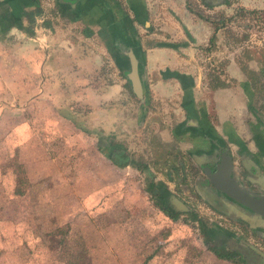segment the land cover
<instances>
[{
	"label": "crops",
	"instance_id": "1",
	"mask_svg": "<svg viewBox=\"0 0 264 264\" xmlns=\"http://www.w3.org/2000/svg\"><path fill=\"white\" fill-rule=\"evenodd\" d=\"M237 6L264 11V0H0V53L6 54L11 72L7 85L22 88L11 100L23 118L14 128L23 132L27 182L45 175L42 169L53 159L48 152L52 149L58 154L51 179L70 183L59 198L74 205L69 216L89 215L93 211L86 209L102 200L106 204L115 191L126 199L133 174L147 182L132 197L154 199L168 215L189 209L184 198H190L189 186L204 202L197 193L206 191L204 167L226 151L234 170L239 160L246 165L257 151L242 123L247 106L248 112L256 107L255 91L233 58L239 51L224 47V26L217 25L223 16L212 17ZM256 43L247 46L255 47L243 58L254 73L264 70L261 59L250 54L260 47ZM224 51L229 52L225 65L224 60L208 61ZM132 60L140 97L128 78ZM221 70L231 78L229 85L222 84L226 80ZM35 137L38 142L32 143ZM105 139L119 145L125 161L145 168L114 165L98 148L104 140L100 145L110 150ZM152 143L177 154V163L163 162L160 169ZM36 151L39 161L28 162ZM186 162L196 173L182 180L178 169ZM37 163L34 175L31 166ZM58 165L65 170L59 171ZM230 205L235 208V203ZM208 226L210 230H201L212 236L215 225ZM248 230L250 242L264 247V226L258 222ZM204 243L211 264L240 262L217 256L212 250L217 242Z\"/></svg>",
	"mask_w": 264,
	"mask_h": 264
},
{
	"label": "rangeland",
	"instance_id": "2",
	"mask_svg": "<svg viewBox=\"0 0 264 264\" xmlns=\"http://www.w3.org/2000/svg\"><path fill=\"white\" fill-rule=\"evenodd\" d=\"M219 16H223L217 25L224 26V47L229 52L235 48L234 54L239 51L240 55L233 58L239 60L240 74L246 79V85L255 91L253 97L259 110L264 101V70L254 73L243 58L248 57V48L255 47L247 46L256 41L260 47L250 53L251 57L264 63V11L237 6L227 15H212L213 18ZM229 52L210 56L208 61L213 58L221 63L224 60L225 65ZM7 60L6 54L0 53V264H191V260H195L194 264H211L203 253L205 238L198 220L211 226L217 223L218 217L197 197L192 186H189L190 198L184 197L189 209L168 215L154 205V199L145 195L138 199L132 197V194L139 195L147 182L141 174H133L127 183L126 199L115 191L106 204L102 200L99 205L86 209V213L93 211L89 215L72 213L69 216L67 211L72 212L74 205L59 198L70 183H55L51 179L57 168L55 156L58 154V150L52 149L48 152L53 159L42 169L45 175L34 176L38 181L28 183L22 166L26 153L23 132L22 129L15 132L23 118L17 116L11 100L15 91L22 88L8 87L11 72L7 70ZM220 75L226 82L220 77L218 80L229 85L231 78L223 71ZM244 113V118L250 114L248 106ZM31 142L37 143V137ZM152 144L160 169L164 167L163 162L177 163V154L174 153V157L173 152L165 153L161 145ZM33 153L27 157L28 162L39 161V152ZM38 164L31 166L34 175H38ZM192 165L186 162L178 169L182 180L194 176ZM16 166H19L17 171ZM58 169L65 170L64 167ZM18 189L23 193L17 194ZM74 210L77 212L76 208ZM235 259L236 256L232 261Z\"/></svg>",
	"mask_w": 264,
	"mask_h": 264
},
{
	"label": "flooded vegetation",
	"instance_id": "3",
	"mask_svg": "<svg viewBox=\"0 0 264 264\" xmlns=\"http://www.w3.org/2000/svg\"><path fill=\"white\" fill-rule=\"evenodd\" d=\"M249 113V118L242 121L248 129L250 140L253 141V146L257 151L246 159V165L239 160L237 162L238 168L231 171V176L236 179L242 188L249 190L255 196L264 197V101L260 105L259 110L256 105L255 109H249ZM238 154L242 157L241 152ZM205 181L206 188L205 186L203 187L206 191L200 190L197 193L218 217L217 223L212 224L215 225L216 233L212 228L210 234L212 236L204 235L202 232L205 240L209 244L217 242V248H221L223 251L234 252L236 254L234 256L242 264H264V247L260 249L254 242H250L251 239L249 238L252 234L248 230V227L258 222L264 226V218L245 207L243 209V206L237 203H235L236 209L233 208L230 205L232 201L224 193L210 186L207 178ZM208 186L211 187L210 190ZM173 205L177 208L175 204ZM199 225L202 230L205 228L210 230L209 224L206 225L203 221H200ZM251 258L255 261L253 262Z\"/></svg>",
	"mask_w": 264,
	"mask_h": 264
},
{
	"label": "water",
	"instance_id": "4",
	"mask_svg": "<svg viewBox=\"0 0 264 264\" xmlns=\"http://www.w3.org/2000/svg\"><path fill=\"white\" fill-rule=\"evenodd\" d=\"M128 78L132 84V90L140 97L141 86L137 77L136 65L132 60L131 70ZM213 163L203 168V173L209 185L214 189L224 193L233 203L249 209L258 216L264 218V197L255 196L249 190L242 188L234 177L231 176L232 159L231 155L223 151L218 159H213Z\"/></svg>",
	"mask_w": 264,
	"mask_h": 264
},
{
	"label": "trees",
	"instance_id": "5",
	"mask_svg": "<svg viewBox=\"0 0 264 264\" xmlns=\"http://www.w3.org/2000/svg\"><path fill=\"white\" fill-rule=\"evenodd\" d=\"M242 10V9H241ZM244 10V9H243ZM253 11V10H252ZM211 40V42L213 41V38H211L210 39ZM128 93L129 94H133L132 93V91L130 90V87L128 88ZM106 140V139H105ZM102 142H104V140H102ZM101 142V143H102ZM101 143H98V145H99V147L98 148H100V150H101V153L103 154V155H105V156H107V158L108 159H110L111 161H112V163L114 164V165H116V166H124V165H126L127 163H129L131 166H133V167H135L136 169H139V170H143L144 168H145V166L144 165H139V164H136L133 160H129V162H127V161H125L124 159V157H122V155L121 154H123L122 152H121V150L119 149V145H117L116 144V142H114V143H111V142H109L108 140H106V143L107 144H105L106 146H108L109 147V149L111 150H107L105 147H103V146H101L100 144ZM104 145V146H105ZM122 157V159H120ZM118 160V161H117ZM120 160V161H119ZM18 168H19V166H16L15 167V171H17L18 170ZM20 182H21V178H20ZM23 193V190H21V189H18V191H17V194H22ZM198 222L200 223V220H198ZM205 233V232H204ZM209 246H210V244H209ZM212 250L214 251V253L217 255V256H219V257H226V258H230V259H232L231 257H234V255H236L234 252H228V251H223V250H221V248H217V250L215 249V248H212ZM235 263L237 262V261H234ZM237 264H242L241 262H237Z\"/></svg>",
	"mask_w": 264,
	"mask_h": 264
}]
</instances>
